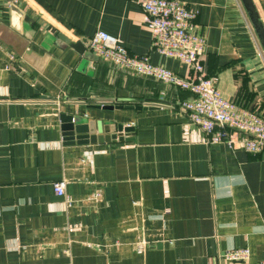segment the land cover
Listing matches in <instances>:
<instances>
[{
	"label": "crops",
	"instance_id": "1",
	"mask_svg": "<svg viewBox=\"0 0 264 264\" xmlns=\"http://www.w3.org/2000/svg\"><path fill=\"white\" fill-rule=\"evenodd\" d=\"M182 1L198 12L207 75L226 99L264 116V52L241 1ZM252 1L264 24V0ZM51 29L71 42L102 30L132 54L189 73L154 51L138 0H0V264L264 259V149L207 143L179 110L189 91L117 68L87 47L80 54ZM147 98L165 103L93 106ZM62 112L131 125L132 139L64 144ZM59 180L69 206L53 191ZM240 247L250 250L245 261L218 258Z\"/></svg>",
	"mask_w": 264,
	"mask_h": 264
},
{
	"label": "built area",
	"instance_id": "2",
	"mask_svg": "<svg viewBox=\"0 0 264 264\" xmlns=\"http://www.w3.org/2000/svg\"><path fill=\"white\" fill-rule=\"evenodd\" d=\"M143 9L145 27L152 36V48L164 57L178 59L189 69L179 75L151 62L148 54H132L119 37L98 30L88 38L87 48L120 69L150 77L164 84L189 91L193 98L179 104V110L206 135L209 144L226 143L248 153L264 149V116L255 109L226 99L217 87V77L209 76L204 67L205 37L195 31L197 10L182 0H138ZM65 181H54L53 191L64 197L69 206L72 198L65 193ZM97 196V195H96ZM144 242L137 244L141 253ZM247 247L227 249L219 259L245 261ZM264 264V259L257 262Z\"/></svg>",
	"mask_w": 264,
	"mask_h": 264
},
{
	"label": "water",
	"instance_id": "3",
	"mask_svg": "<svg viewBox=\"0 0 264 264\" xmlns=\"http://www.w3.org/2000/svg\"><path fill=\"white\" fill-rule=\"evenodd\" d=\"M242 6L247 14L248 19L253 27L255 35L262 47L264 52V24L261 21L256 7L252 0H240ZM55 34L56 41L61 44L70 45L78 53L83 54L88 43V38H81L76 42H71L64 34L61 32H56L54 29L50 30ZM145 102L149 104H105L93 105L96 108L102 107L104 109H113L120 107H131L135 109H152L157 108L155 104L152 103H165L164 100L158 98H147ZM60 122L62 129V139L64 144H87L96 143L103 141H115L117 139H132L128 137V134L133 131V126H124L121 123L113 125L107 121L101 120H88L78 114L65 113L60 114ZM166 245V243H159V245Z\"/></svg>",
	"mask_w": 264,
	"mask_h": 264
}]
</instances>
